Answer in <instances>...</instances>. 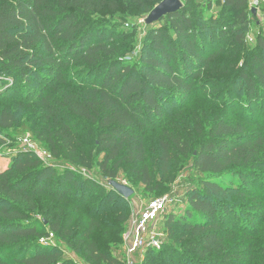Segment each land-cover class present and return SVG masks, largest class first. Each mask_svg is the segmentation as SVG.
Returning a JSON list of instances; mask_svg holds the SVG:
<instances>
[{"label": "trees", "instance_id": "1", "mask_svg": "<svg viewBox=\"0 0 264 264\" xmlns=\"http://www.w3.org/2000/svg\"><path fill=\"white\" fill-rule=\"evenodd\" d=\"M127 1L149 13L162 0ZM183 4L176 13L149 25L150 52L140 56L138 67L121 61L122 47L108 45L103 32L93 33L97 23L92 15L116 11V0H0V71L12 78L9 83L7 77H0L4 103L0 127L9 128L16 121L17 110L11 103L17 101L18 89L30 100V83L53 77L50 90L43 93L40 89L37 95L52 130L47 137L52 154L91 168L95 155L85 149L84 133L77 126L82 121L94 124L95 144L104 152L99 168L114 179L122 163L144 164V135L160 123L161 177L180 160L189 159L201 174L197 177L200 188H193L183 213L166 218L171 238L173 226L181 229L172 238L180 248L170 249L166 262L251 264L264 245V236L257 237L253 231L264 220V193H260L264 187V37L258 35L255 45L248 48L245 35L234 33L239 28L233 26L230 31L214 17L194 22L191 0ZM216 4L223 12H238L239 19L250 13L249 0H216ZM164 19L176 46L158 26ZM231 35L234 45L222 49L228 66L222 72L230 73L235 62L241 61L243 68L251 65V73L241 71L235 76L233 71L231 78L201 80L205 67L210 72L217 68L213 60L221 50L220 42ZM71 63L81 67L82 81L77 84L65 75ZM101 72L102 77L90 85L89 78ZM239 77L244 82L245 107L230 121L223 113L231 100L236 106L233 85ZM193 97L198 102L187 109ZM170 106H176L173 114H168ZM109 162L112 169L107 167ZM141 173L144 185L152 182L147 169L143 167ZM77 180L72 169L58 170L28 153L18 155L7 172H0V264H67L56 246L43 243L50 234L66 243L78 238L82 250L76 252L94 264H123L95 238L101 223L93 212L99 208L83 207L87 192L98 185L86 177ZM42 195L51 201L48 208L38 204ZM124 199L116 192L115 201ZM79 211L86 223L76 230L73 216ZM29 212L42 215V220ZM147 252L157 259L162 251Z\"/></svg>", "mask_w": 264, "mask_h": 264}, {"label": "rangeland", "instance_id": "2", "mask_svg": "<svg viewBox=\"0 0 264 264\" xmlns=\"http://www.w3.org/2000/svg\"><path fill=\"white\" fill-rule=\"evenodd\" d=\"M118 2V9L116 11H102L92 15L96 20L97 26L94 28L93 33L98 34L103 32L106 36L108 45H118L119 48L118 57L121 61H131L136 66L140 67L142 61L139 60L141 55H145L150 52L151 38L149 32V25L146 24L145 19L147 13L140 12L137 7L128 2L127 0H116ZM185 0H181L183 3ZM210 2V7L206 6ZM193 7L192 20L195 22L197 19L209 20L211 17L218 18L219 22L228 27V30L233 31V26L239 28L234 33L245 35V46L251 48L255 45L257 36L264 37V3L249 7V14L239 19L238 12L236 11H221L219 5L216 4V0H191ZM200 11V13H198ZM199 14V16H198ZM201 14V15H200ZM197 18V19H196ZM158 26L163 27L164 30L170 35V43L174 46L175 39L172 29L164 19ZM233 35L230 39H225L220 42V52L216 55L213 61H217V68L210 72L208 68H204L201 71L200 79L219 80L222 78H231L232 72L238 76L241 71L251 73L252 67L250 64L245 65L241 61L235 62L234 68H231L230 73H223L222 71L227 69V62L225 57H222V49H229L234 44L231 42ZM243 68V69H242ZM81 67L76 63L69 64V67L65 70V75L68 79H71L74 84L82 81L80 71ZM9 74L0 71V77H7V81L11 82V76ZM103 72L100 74H94L89 78V84L101 78ZM53 77L47 79L35 78L34 82L29 85V91H31L30 100H25L22 95V89H18L16 95L17 101L11 104H15L14 108L17 110L16 121L9 128L0 127V172H7L10 164L19 155L28 153L31 157L39 159L44 164H52L58 170L63 168H69L76 172L78 183L81 177H86L98 185V188L90 189L87 192L84 206L88 205L98 207V211L93 212L98 219H100L101 226L98 228L95 234L98 243L103 250L109 255L116 257L122 261L124 257L123 253V235L128 228L129 219L132 215L136 214L139 209L143 208L152 199L162 197L166 195L169 199V203L165 208V211L160 215L158 220V228L163 232V242L159 249L156 251H162L159 258H155L151 252H146L138 257V261L141 264H169L166 259L170 257V249L180 248L179 243L174 242L172 238L181 231L178 226H173L172 238L168 234L165 222L168 216H180L185 207L187 201L193 193L194 187H199L197 177L200 174L199 171L194 170L192 166V159L180 160L176 168H173L169 173L162 178L159 172V147H158V133L160 129V123L153 124L152 129L144 135L145 145V161L142 166H134L131 163H122L116 170V178L119 183L125 184L133 190V194L125 198L124 201H115L116 192L111 188L108 181L110 178L100 170L99 164L104 158V152L97 149L95 144L97 138V129L94 124L89 122L80 123L77 128L81 133H84L82 140H86L84 147L86 150L90 149L95 155V161L91 168H86L73 164L65 160L64 158L54 157L51 152L50 144L47 141V137L50 136L51 129L48 127L49 122L45 113L41 111L39 103L38 92L42 89L43 93L49 91L53 86ZM98 83V81H97ZM212 87L214 85L212 84ZM233 95L235 97L236 106L233 105V100L225 104V110L223 115L226 119L233 121L243 111L245 102L242 98L244 82L239 77L233 85ZM1 89V86H0ZM27 91L26 93H28ZM197 94L201 93V90H196ZM222 95L227 97V93L223 92ZM201 96V95H199ZM223 98V97H222ZM199 98H190V104L187 109H192L198 102ZM165 101V100H163ZM221 101H219V104ZM4 103L0 101V107ZM176 107V106H175ZM175 107L168 109V114H173ZM246 115V114H245ZM23 117V118H22ZM23 119V122H22ZM166 117H163L162 121H165ZM243 121H247L246 118H242ZM26 127L27 130L23 131L22 127ZM247 127L251 128L252 124L247 123ZM28 139V141H25ZM108 169H112L111 162L107 165ZM147 169V177L152 180L147 185L142 183L145 177L142 174V168ZM172 180L169 181L168 178ZM77 183V184H78ZM76 184V185H77ZM192 192V193H191ZM264 193V187L260 192ZM75 199H78L77 194H72ZM110 198V200H109ZM246 201V200H245ZM38 204L44 208H48L51 205V201H47V197L39 196ZM73 210V207H69ZM31 213V217H35L37 220H42V215ZM239 216V213H237ZM74 223L77 225V229H81L85 226L86 218L82 212H75ZM242 217V216H239ZM259 220V219H258ZM261 223L259 226H254L253 231L256 232L257 237L264 236V220H259ZM238 231V230H237ZM115 236V237H114ZM43 243H48L51 246H56L62 256V259L67 261V264H94L88 261L82 256V252L78 253L76 250L80 249L78 238L74 237L69 243L59 241L55 235L50 234L47 238L43 239ZM168 247H170L168 249ZM263 247V248H262ZM177 255V254H176ZM255 258L251 261V264H264V245H261L259 251L254 254ZM150 260V259H154ZM257 258V259H256ZM182 264H186L185 261H180Z\"/></svg>", "mask_w": 264, "mask_h": 264}, {"label": "built area", "instance_id": "3", "mask_svg": "<svg viewBox=\"0 0 264 264\" xmlns=\"http://www.w3.org/2000/svg\"><path fill=\"white\" fill-rule=\"evenodd\" d=\"M262 3L264 0H249V7ZM168 203L166 195L152 199L130 217L128 228L123 235V264H141L138 261L139 256L161 247L164 234L158 228V220Z\"/></svg>", "mask_w": 264, "mask_h": 264}, {"label": "water", "instance_id": "4", "mask_svg": "<svg viewBox=\"0 0 264 264\" xmlns=\"http://www.w3.org/2000/svg\"><path fill=\"white\" fill-rule=\"evenodd\" d=\"M181 0H162L147 15L145 22L147 25L160 21L169 14H174L183 7ZM111 188L123 198H128L133 194V190L125 184L119 183L115 179L108 181Z\"/></svg>", "mask_w": 264, "mask_h": 264}]
</instances>
